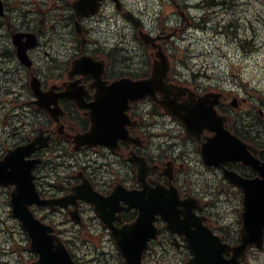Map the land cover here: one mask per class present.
I'll return each instance as SVG.
<instances>
[{
	"label": "flooded vegetation",
	"instance_id": "flooded-vegetation-1",
	"mask_svg": "<svg viewBox=\"0 0 264 264\" xmlns=\"http://www.w3.org/2000/svg\"><path fill=\"white\" fill-rule=\"evenodd\" d=\"M74 1L1 0L4 14L0 17V159L9 149L36 140L39 147L25 159L35 162L32 174L38 196L43 201H51L68 197L71 188L80 185L82 178L103 197H108L119 185L126 190L139 189L136 167L129 163L130 154L135 153L144 158L150 168H155L147 176L150 186L160 184L168 188L172 185L180 199H197L200 205L195 213L206 218L205 224L221 235L224 242L238 243L243 193L225 181L224 171L234 172L245 180H262V177L240 162L206 167L200 147L213 135L211 132L188 137L177 120L145 98L131 105L127 113L130 121L135 122V126L127 127L129 135L138 144L118 141L119 147L113 150L103 145L76 146L75 136L86 133L91 126L87 114L94 101L95 88L90 74L102 69V81L107 85L122 77L147 78L154 49L138 48L137 53L133 46L130 50L139 54L138 60L121 62L120 16L126 4L104 0L99 2L96 15L82 17L74 10ZM164 2L157 5V8L163 5L160 12L166 8ZM144 29L159 38L156 44L163 47L162 36L167 33L164 26L147 27L140 23L137 32ZM26 35L33 38L27 39ZM17 45L25 48L30 66L19 60ZM82 56L93 59L94 69L72 75V62ZM169 75L168 72L167 83L185 87L193 93L194 99L211 91V83L190 84ZM32 79L38 81V95L31 90ZM73 83L83 92L81 108L71 95L61 96ZM220 93L216 109L226 119L224 128L264 164V89L247 93L235 85ZM187 96L188 92L178 102L186 100ZM7 196L8 189L0 187V264H34L37 257L31 253L20 223L7 222ZM76 208L81 228L104 227L93 206L83 200H78L77 206L69 203L66 208L31 206L35 218L58 229L65 241L71 238V229L77 228L69 214ZM108 210L114 226L135 219V209H129L119 199L109 205ZM210 214L211 219H208ZM154 225L157 237L144 254V264H180L188 256L182 238L166 231L158 216ZM84 243L83 264L114 262V247L109 235H90ZM151 260L157 262L151 263Z\"/></svg>",
	"mask_w": 264,
	"mask_h": 264
},
{
	"label": "water",
	"instance_id": "water-1",
	"mask_svg": "<svg viewBox=\"0 0 264 264\" xmlns=\"http://www.w3.org/2000/svg\"><path fill=\"white\" fill-rule=\"evenodd\" d=\"M148 39H144L145 43L150 42ZM158 58L162 60V63L154 64L152 75L148 80L133 82L129 79H121L113 83L110 87H103L99 91L102 103L113 102L118 105V111L116 112H118L120 118H122L121 115L124 104H127L128 101H137L147 93H153L156 89L161 92H166L165 96L167 95V97H164V101L161 102L162 107L168 113L180 119L188 130L197 124L209 128L208 123H211V116L208 113L194 111L185 115L182 113L183 111L181 112L176 109L177 107L174 105L175 100H170L168 97V94L172 92L170 89L171 87L166 86L168 87L167 89L163 84V77L168 68L167 61L165 58H162L160 53H158ZM77 65L79 64L77 63ZM164 89L167 91H164ZM95 137L96 134L92 133L88 135L86 139L92 140ZM77 140H83V137H77L76 141ZM31 144L33 145V143ZM32 145L27 147L28 152L31 151L30 148ZM210 145L211 143L206 144V146ZM23 150L22 147H19L10 151L5 159L0 162V184L16 185L11 194L12 213L22 221L23 228L31 239V248L39 255L37 264H74L60 241L56 239V237L48 235L51 230L36 223L27 209V206L36 201V199L30 183L31 167L28 165L25 167V164L17 163V161L24 157ZM204 153L205 157L208 158L211 154L210 148H206ZM137 177L140 182L144 183V173L141 169H138ZM136 208L139 209L140 213L137 222L132 226L134 227L132 228V233L135 237L131 242L123 241L119 243V248L126 259V264H139L140 254L145 247L146 241L150 237H153V233L149 234L153 216L159 213L158 209H151V212L147 213L143 205L140 206L136 204ZM163 213L169 228L181 231L186 225L189 226L186 224L189 220L193 225V221L188 218V215L191 214L190 210H184V212H182L178 208L169 207L167 212L164 210ZM179 215H183L184 220H180ZM201 244L203 248L197 243H191L195 253V258L191 261V264H204L207 262L210 264H226L221 258L224 249L219 247L218 243L212 240L209 235L204 234ZM257 245L260 247V244ZM246 247L247 244L242 243L232 249L234 259L242 255Z\"/></svg>",
	"mask_w": 264,
	"mask_h": 264
},
{
	"label": "rangeland",
	"instance_id": "rangeland-1",
	"mask_svg": "<svg viewBox=\"0 0 264 264\" xmlns=\"http://www.w3.org/2000/svg\"><path fill=\"white\" fill-rule=\"evenodd\" d=\"M145 1V0H144ZM144 1L142 0H125L126 2V13L133 14V12H138L139 9H144ZM166 1V0H165ZM192 3L199 2V0H184ZM254 1V0H252ZM152 2V0H151ZM166 5H168L166 3ZM154 7L155 5L152 4ZM163 5L159 7L162 8ZM168 7V6H167ZM173 7V6H172ZM170 8L171 11H166L165 13H161V18L167 24L170 23L169 15L174 13L173 8ZM249 10L253 9L254 7L260 8V5L257 4H250L246 6ZM152 9V8H151ZM213 10L205 11L204 14L201 15V10L193 11L194 16L203 17V20L200 21V25L197 29H192L196 26H188V30H184L183 35L179 36L175 40V46L178 50H182V55H184V60L186 64L193 68V71L197 72L194 74L201 75V76H211V78H222L221 80L225 81L230 79H237L238 76L244 79H251L253 80L254 87H264V29L260 33H258L259 37L257 38V47L255 49L250 48L248 53L238 51L235 46L229 44L225 39V34L217 33L215 30L209 29V26L215 21L216 18L220 19L221 15L224 16L222 13L225 11V6L222 7H214ZM256 11L250 10L248 12L249 15L253 16V13ZM143 18H148L146 15H141ZM197 17V18H199ZM225 17V16H224ZM154 18V16H153ZM153 23L159 25L160 22L152 20ZM145 26L150 27V23H143ZM206 25V26H205ZM264 25V23H262ZM207 28H205V27ZM202 27V28H201ZM135 36L137 37V30L133 35V40H135ZM124 33H120L119 35V44L120 42L124 41ZM180 39V41H178ZM131 40V39H130ZM178 41V43H177ZM135 43H139L135 40ZM179 44V45H178ZM180 50V54H181ZM180 69V76L181 72L183 76L189 77L191 74V68L183 67L178 64ZM224 77H226L224 79ZM218 78V79H219ZM204 82H210V80L202 79ZM2 119V118H1ZM10 137V134H9ZM8 139V138H7ZM234 215L231 216L233 218ZM8 224H12L11 222L7 221ZM69 229V227H67ZM66 230V229H63ZM70 231V230H69ZM87 232V231H86ZM92 233H96L95 230L92 229ZM89 235L88 232L81 233L79 238L74 240L76 245L72 248L74 252L77 254L78 258H81L84 253L81 251L82 244L84 241L88 240ZM72 242V240H71ZM252 264H256L255 261H252ZM264 264V263H262Z\"/></svg>",
	"mask_w": 264,
	"mask_h": 264
},
{
	"label": "trees",
	"instance_id": "trees-1",
	"mask_svg": "<svg viewBox=\"0 0 264 264\" xmlns=\"http://www.w3.org/2000/svg\"><path fill=\"white\" fill-rule=\"evenodd\" d=\"M212 2V1H211ZM217 4H225V0H217L216 2ZM211 6V4L209 5V3H207V7Z\"/></svg>",
	"mask_w": 264,
	"mask_h": 264
}]
</instances>
